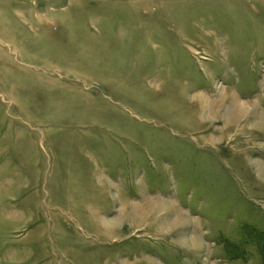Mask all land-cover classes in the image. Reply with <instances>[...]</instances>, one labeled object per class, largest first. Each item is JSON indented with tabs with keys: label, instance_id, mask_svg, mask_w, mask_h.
Listing matches in <instances>:
<instances>
[{
	"label": "rangeland",
	"instance_id": "obj_1",
	"mask_svg": "<svg viewBox=\"0 0 264 264\" xmlns=\"http://www.w3.org/2000/svg\"><path fill=\"white\" fill-rule=\"evenodd\" d=\"M252 226L264 0H0V264H264Z\"/></svg>",
	"mask_w": 264,
	"mask_h": 264
},
{
	"label": "trees",
	"instance_id": "obj_2",
	"mask_svg": "<svg viewBox=\"0 0 264 264\" xmlns=\"http://www.w3.org/2000/svg\"><path fill=\"white\" fill-rule=\"evenodd\" d=\"M244 235L246 237H248V241H244V242H251V234L252 236H256L258 239V245H259V248L260 250L263 252V249H264V231L263 230H259V229H254V227H250L249 230H244ZM254 239V238H252ZM264 256V254H263Z\"/></svg>",
	"mask_w": 264,
	"mask_h": 264
}]
</instances>
